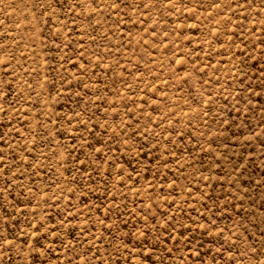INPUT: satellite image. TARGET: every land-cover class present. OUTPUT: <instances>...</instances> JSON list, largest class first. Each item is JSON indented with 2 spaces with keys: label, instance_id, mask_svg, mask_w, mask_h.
Listing matches in <instances>:
<instances>
[{
  "label": "rangeland",
  "instance_id": "rangeland-1",
  "mask_svg": "<svg viewBox=\"0 0 264 264\" xmlns=\"http://www.w3.org/2000/svg\"><path fill=\"white\" fill-rule=\"evenodd\" d=\"M0 264H264V0H0Z\"/></svg>",
  "mask_w": 264,
  "mask_h": 264
}]
</instances>
